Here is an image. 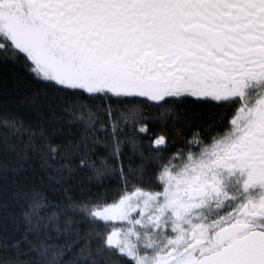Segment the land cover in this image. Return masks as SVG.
<instances>
[{
    "label": "snow or ice",
    "instance_id": "6c2138e0",
    "mask_svg": "<svg viewBox=\"0 0 264 264\" xmlns=\"http://www.w3.org/2000/svg\"><path fill=\"white\" fill-rule=\"evenodd\" d=\"M0 264H264V0H0Z\"/></svg>",
    "mask_w": 264,
    "mask_h": 264
}]
</instances>
